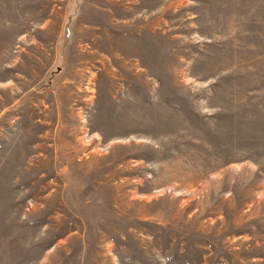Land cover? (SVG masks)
<instances>
[{
  "label": "rangeland",
  "instance_id": "rangeland-1",
  "mask_svg": "<svg viewBox=\"0 0 264 264\" xmlns=\"http://www.w3.org/2000/svg\"><path fill=\"white\" fill-rule=\"evenodd\" d=\"M0 264H264V0H0Z\"/></svg>",
  "mask_w": 264,
  "mask_h": 264
}]
</instances>
